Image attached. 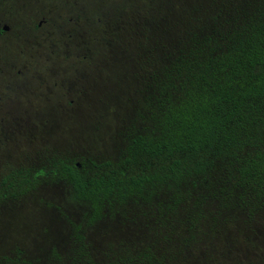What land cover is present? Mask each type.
Returning <instances> with one entry per match:
<instances>
[{
    "label": "rangeland",
    "instance_id": "374dc122",
    "mask_svg": "<svg viewBox=\"0 0 264 264\" xmlns=\"http://www.w3.org/2000/svg\"><path fill=\"white\" fill-rule=\"evenodd\" d=\"M7 1L0 2L10 28L0 38V177L54 159L117 163L154 112L153 61L136 57L138 49L163 32L182 0ZM38 79L57 83L48 101L38 99ZM227 182L220 167L207 183L109 205L87 226V207L49 176L0 204V264L18 252L28 264H140L147 253L163 264H264V206L249 213Z\"/></svg>",
    "mask_w": 264,
    "mask_h": 264
},
{
    "label": "trees",
    "instance_id": "16d2710c",
    "mask_svg": "<svg viewBox=\"0 0 264 264\" xmlns=\"http://www.w3.org/2000/svg\"><path fill=\"white\" fill-rule=\"evenodd\" d=\"M175 9L136 55L153 61L149 128L128 139L117 163L54 159L45 168L7 171L0 204L51 176L87 207L90 226L109 205L174 194L224 167L238 204L251 214L264 206V0H182ZM18 254L3 263L28 264ZM139 263L163 264L149 253Z\"/></svg>",
    "mask_w": 264,
    "mask_h": 264
},
{
    "label": "flooded vegetation",
    "instance_id": "af4514ba",
    "mask_svg": "<svg viewBox=\"0 0 264 264\" xmlns=\"http://www.w3.org/2000/svg\"><path fill=\"white\" fill-rule=\"evenodd\" d=\"M0 2H4V4H6V3H8V1L7 0H0ZM9 18V17H8ZM43 23H45V21L44 22H38V24L35 26V29H37V30H40L41 29V26H42V24ZM10 32V28L8 27V25H6V24H4V23H2L1 21H0V38L1 37H4L6 34H8ZM55 63V62H54ZM54 63H49V66H55V64ZM46 66V65H45ZM2 74V73H1ZM17 74H19V72H17ZM1 76V75H0ZM33 85H35L36 86V89L37 90H39L40 89V92L38 93V99L39 98H41L43 95H44V98L46 99V101H48V99H47V97H48V95L49 94H51V93H53V89L55 88V87H57V83L55 82V83H53V84H49L48 85V82L46 81L45 82V80H42V79H38L37 81H33ZM45 83V84H44ZM5 84H3V85H1L2 87L4 86ZM14 87L15 88H20L21 86L20 85H18L17 84V82H14ZM7 88V87H6ZM51 95H53V94H51ZM70 103H72V102H70ZM51 104L53 105L54 104V101H52L51 102ZM43 105H48V103H44ZM40 108H42L41 106L38 108V110H36L37 112L39 111V109ZM75 167L77 168V169H79L80 167H79V164L78 163H76L75 164Z\"/></svg>",
    "mask_w": 264,
    "mask_h": 264
}]
</instances>
